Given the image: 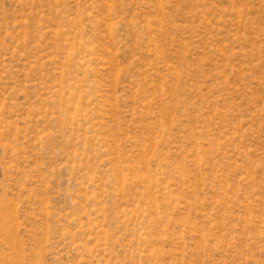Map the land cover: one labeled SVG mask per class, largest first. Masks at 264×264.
<instances>
[{"label":"rangeland","instance_id":"1","mask_svg":"<svg viewBox=\"0 0 264 264\" xmlns=\"http://www.w3.org/2000/svg\"><path fill=\"white\" fill-rule=\"evenodd\" d=\"M0 264H264V0H0Z\"/></svg>","mask_w":264,"mask_h":264}]
</instances>
